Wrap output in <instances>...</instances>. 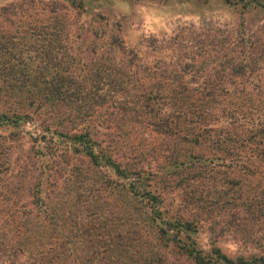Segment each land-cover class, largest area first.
<instances>
[{"label":"trees","instance_id":"obj_1","mask_svg":"<svg viewBox=\"0 0 264 264\" xmlns=\"http://www.w3.org/2000/svg\"><path fill=\"white\" fill-rule=\"evenodd\" d=\"M61 1L85 12L98 0ZM55 3L36 12L27 0L0 8V264H264L263 52L243 51L250 44L243 32L242 50L218 48L215 39H228L215 32L203 34L206 42L181 32L136 47L111 35L86 63L72 55L70 24ZM213 4L264 16V0H177L175 7ZM180 37L197 52L189 62L172 59ZM150 54L169 82L149 80ZM110 105L151 129L150 160L146 150L128 156L102 147L94 114ZM33 109L43 112L40 134L30 136L36 166L8 174L11 144L19 146ZM78 162L104 179L109 214L80 199ZM65 170L78 190L67 212L49 193ZM28 175L30 200L21 207ZM169 187L180 190L176 206Z\"/></svg>","mask_w":264,"mask_h":264},{"label":"rangeland","instance_id":"obj_2","mask_svg":"<svg viewBox=\"0 0 264 264\" xmlns=\"http://www.w3.org/2000/svg\"><path fill=\"white\" fill-rule=\"evenodd\" d=\"M20 1L22 0H0V8L9 4L19 3ZM30 1L33 2L31 3ZM55 1L56 3L51 6L59 10L61 15L66 14L65 16L70 24L69 27L72 32L69 39L70 51L72 55L79 56L86 63L92 60L97 55L96 53L100 54L104 52L106 40L111 35L119 37L128 47H136L145 44L151 45L153 38L161 44L163 40L174 37L181 32L184 35L188 34L191 36L193 35L190 32H193L196 40L204 39L205 42L208 41V38H205L203 34L215 32L217 33V37L223 36L228 39L227 42L230 46L228 47L227 42H223V39L220 42H218V39H215L214 44L217 42L218 48H233L236 50H242L243 48L241 42L237 44V40L241 38V32H243L250 42L249 47H244L243 51L263 52L262 57L264 58V16H255V12L240 15L238 12L222 9L218 5L216 7L213 4L211 9L196 8L194 12L189 9L190 11L180 13L178 10L179 6L175 7L177 0H98L92 4L93 11H89L90 9L86 7L87 10L85 9V12H81L64 6L61 0ZM51 2L52 0H27V8L29 7L27 11L36 12V9L39 11V9L46 8ZM187 6L190 8L191 5ZM242 21L243 27L240 26ZM88 30L91 32H88ZM175 43L177 51L174 52L172 59L178 54L179 63L189 62V57H192L193 53L197 54L194 47L193 51L191 50L186 39L180 37ZM143 51L145 52V50ZM145 57L148 65L152 66L151 68L153 69L149 76L151 82H169L172 79V77H163L161 71L153 67L154 65L152 64L154 63L152 60L155 59V56L150 54L145 55ZM185 57L188 59H184ZM183 59L184 61H182ZM195 60L197 59L195 58ZM161 61L163 62V60ZM160 62L157 64V67L161 68L163 64ZM194 64H197V61ZM262 64L261 68H264V62ZM261 80L264 83V76ZM253 83L251 81V84ZM41 113L43 112L33 109L32 120L25 125L24 131L21 132L19 146L17 147L15 143L11 144V160L13 163L8 174L19 175L22 172L30 174L34 166H36L33 163V149L30 136L35 138L41 132ZM123 113L117 105H110L95 112L94 123L98 131V141L105 149L116 150L118 154L122 155L134 156L138 155L140 150H146L142 154L147 158L146 160H150L147 154L152 152L149 144L153 143V140L151 141V138L148 139L151 129L145 127V125L139 123L136 119H131L126 114L123 115ZM47 118H49V123H53L50 113H47ZM64 126H68V124H61L59 128L66 130L67 128ZM82 127L83 125L78 124L74 131L80 130ZM153 145L155 143L151 145V148H153ZM57 160L61 161L60 158H57ZM15 161L16 163H14ZM69 161L72 163L71 160ZM76 166L82 172L81 178H85V186L82 187L83 194H80V199H88V202L91 204L92 202H97V205L101 204L103 206L101 214H104V216L109 214L111 210L108 203L111 200L107 195V191L100 190L102 188L100 186H103L101 184H104V179H99L100 177L94 174L92 168L87 170L85 164L81 162L76 163ZM101 169V172H106L105 168ZM87 171L89 172L87 173ZM57 177H61V179L57 180L55 186L52 185L54 182L51 183L50 186L54 189L50 188L52 191L49 193H51V199L54 201V197L59 195L61 200L58 197L59 201H56L62 202L67 212V207L71 206V201L72 203L76 202L78 190L70 185L72 177L67 170ZM65 184L66 186L61 188ZM29 186L30 179L28 175L27 180L24 179V187L27 191L24 190L19 195L21 196L19 197L21 207L28 204L30 200L28 198ZM168 191L170 193L167 201L169 203L173 202V206L178 205L179 188L172 190L169 187ZM62 211L65 212V209Z\"/></svg>","mask_w":264,"mask_h":264}]
</instances>
